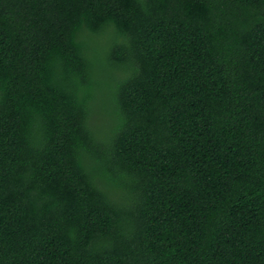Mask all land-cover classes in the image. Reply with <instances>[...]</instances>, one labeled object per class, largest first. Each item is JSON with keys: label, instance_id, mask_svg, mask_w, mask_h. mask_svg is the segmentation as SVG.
<instances>
[{"label": "trees", "instance_id": "16d2710c", "mask_svg": "<svg viewBox=\"0 0 264 264\" xmlns=\"http://www.w3.org/2000/svg\"><path fill=\"white\" fill-rule=\"evenodd\" d=\"M0 264H264V0H0Z\"/></svg>", "mask_w": 264, "mask_h": 264}]
</instances>
